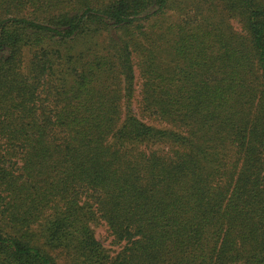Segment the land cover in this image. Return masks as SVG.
<instances>
[{
	"label": "trees",
	"instance_id": "1",
	"mask_svg": "<svg viewBox=\"0 0 264 264\" xmlns=\"http://www.w3.org/2000/svg\"><path fill=\"white\" fill-rule=\"evenodd\" d=\"M0 264H264V0H0Z\"/></svg>",
	"mask_w": 264,
	"mask_h": 264
},
{
	"label": "rangeland",
	"instance_id": "2",
	"mask_svg": "<svg viewBox=\"0 0 264 264\" xmlns=\"http://www.w3.org/2000/svg\"><path fill=\"white\" fill-rule=\"evenodd\" d=\"M137 75H138V72H137ZM138 83H139V80H138ZM94 230H95V234L98 240L103 244V246L109 251L111 255H115L121 249L120 246L112 243L113 237L111 236L107 226L104 223L94 225Z\"/></svg>",
	"mask_w": 264,
	"mask_h": 264
}]
</instances>
